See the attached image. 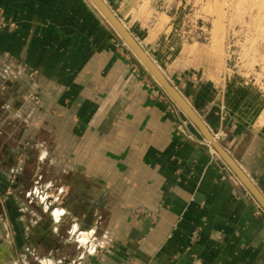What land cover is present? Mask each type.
<instances>
[{
    "label": "crops",
    "instance_id": "crops-1",
    "mask_svg": "<svg viewBox=\"0 0 264 264\" xmlns=\"http://www.w3.org/2000/svg\"><path fill=\"white\" fill-rule=\"evenodd\" d=\"M103 1L264 195V86L185 63L177 4ZM94 7L0 0V233L23 264H264V209Z\"/></svg>",
    "mask_w": 264,
    "mask_h": 264
},
{
    "label": "rangeland",
    "instance_id": "rangeland-1",
    "mask_svg": "<svg viewBox=\"0 0 264 264\" xmlns=\"http://www.w3.org/2000/svg\"><path fill=\"white\" fill-rule=\"evenodd\" d=\"M135 2H142L144 7L142 9L145 10L147 7L151 13L154 12V26L159 31H163L173 17L175 11L173 6L177 4L180 7L178 12L185 16L186 32L184 41H181L184 44L182 51L183 54L189 52L184 61L193 69L208 70L212 80L222 75L225 70H232L246 78L251 79L253 76L257 80L251 79L253 82L264 86V0H135ZM94 9L110 30L114 45L124 47L134 55L97 8ZM0 15L9 23H13L12 27L0 30L17 28L16 23L9 19L2 9ZM124 25L133 31V23L126 21ZM152 25L148 22L145 26L151 29ZM140 29L145 32L143 26ZM177 47L179 49L181 44ZM3 56L12 59L9 53H4ZM134 57L136 58L135 55ZM137 61L139 62L138 59ZM139 64L142 65L140 62ZM151 78L160 87L152 76ZM6 234V231L0 233L2 239L0 264H23L22 260L17 258V252L13 250Z\"/></svg>",
    "mask_w": 264,
    "mask_h": 264
},
{
    "label": "water",
    "instance_id": "water-1",
    "mask_svg": "<svg viewBox=\"0 0 264 264\" xmlns=\"http://www.w3.org/2000/svg\"><path fill=\"white\" fill-rule=\"evenodd\" d=\"M90 1L101 13V15L107 20V22L111 25V27L115 30L119 37L124 41V43L136 56L139 62L160 85V87L167 93L172 101L197 128V130L205 138V140L210 142L224 164L234 173V175L238 178L242 185L249 191V193L264 209V195L261 193V191L253 184V182L238 166L235 160L228 154L224 146L214 139L213 134L204 124L200 116L188 104V102L183 98L178 90L169 82L161 69L155 64L148 53L144 51L137 40L131 35L126 26L120 21V19L114 14V12L103 0Z\"/></svg>",
    "mask_w": 264,
    "mask_h": 264
},
{
    "label": "built area",
    "instance_id": "built-area-1",
    "mask_svg": "<svg viewBox=\"0 0 264 264\" xmlns=\"http://www.w3.org/2000/svg\"><path fill=\"white\" fill-rule=\"evenodd\" d=\"M13 23H9L7 20H5L3 17H1L0 15V28H5V27H12ZM172 110L176 111V112H180L179 108L173 103L172 104ZM176 130L179 134H181L184 138L190 140V141H199L202 144L206 145L209 148V151L211 152V154L213 156L219 157L218 153L215 151V149L212 147V145L210 144V142H208L205 139H201L198 137L197 135V130L194 127V125L191 123V121L184 117L181 118L180 121H178L175 125ZM214 139L217 142H223L225 140V135L223 134H213ZM227 171H229L231 173V170L229 168H227Z\"/></svg>",
    "mask_w": 264,
    "mask_h": 264
},
{
    "label": "flooded vegetation",
    "instance_id": "flooded-vegetation-1",
    "mask_svg": "<svg viewBox=\"0 0 264 264\" xmlns=\"http://www.w3.org/2000/svg\"><path fill=\"white\" fill-rule=\"evenodd\" d=\"M2 246V245H1ZM4 247V246H3ZM5 248V247H4Z\"/></svg>",
    "mask_w": 264,
    "mask_h": 264
}]
</instances>
